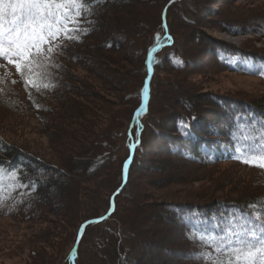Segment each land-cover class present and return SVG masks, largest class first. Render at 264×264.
I'll return each mask as SVG.
<instances>
[{
    "label": "rangeland",
    "instance_id": "obj_1",
    "mask_svg": "<svg viewBox=\"0 0 264 264\" xmlns=\"http://www.w3.org/2000/svg\"><path fill=\"white\" fill-rule=\"evenodd\" d=\"M178 1L181 0L174 3ZM131 2L133 9L143 14L138 15L141 20L140 25L136 24L140 20L134 23L129 20L133 12H124V9L118 5L114 14L107 13L108 15L104 16L101 21L104 23L98 27L92 38L82 46L70 50V54H75L78 62L71 61L66 67L69 75L64 77L66 85L68 83L66 94H57L53 98L52 112L46 113L49 121L47 125L44 126L35 115H31L34 110L23 101H21L24 107L22 115L28 113L29 116L17 117L8 114L5 118V112L1 114L3 118L0 128L9 142L20 147L22 145L25 149L27 147L50 164L55 165L56 162L63 161L69 167L73 166L74 157L78 155L87 156L92 152L95 158L109 150L110 147L106 146V143H114L116 155L120 158L128 154L121 133L125 131L126 135L131 137L132 145V130L135 123L131 128L132 122L127 126V121L131 106L135 105L136 101L126 99V96L130 94L133 97L141 84V59L137 52L142 44L150 42L151 33L157 29L161 7L160 0ZM192 2L193 0H185L183 7H189ZM202 2L208 11L214 7L220 10L222 15L215 16L214 13H210L192 30L182 28L178 24L172 25L180 43L181 39H186L188 45L193 44L198 38L195 34L199 36L203 34V37L208 36L210 39L264 55V36L260 35L261 28L255 26V32L247 31L253 27L254 15L264 11V0H224L222 4L220 3L221 6L214 0H202ZM174 5H177L176 8L181 7V3ZM172 10L175 9H171L170 12ZM173 14L170 19L172 21L174 18L176 21L179 15L173 16ZM219 19L231 24L227 26L229 29L239 28L240 24L247 29H243L242 33H232L223 28V22L221 23ZM12 20L13 16L5 8L4 27H10ZM125 23L132 24L130 32L123 31L124 28L121 26ZM112 36L117 37L116 41L120 40L121 47L106 50L105 44ZM63 39L61 35L54 43ZM48 46L50 45L43 47L46 49ZM0 66L7 69L15 68V64H9L2 57H0ZM69 84L71 88H68ZM153 87L155 95L151 112L153 118L165 116L173 107H181L183 99L184 103L188 99L191 104L192 101L200 104L202 96L206 97L209 93L237 96V99L245 100H255L256 97L264 96V83L259 79L221 72L209 63L204 67H194L183 72H175L168 68L159 70ZM68 99L71 102L67 103ZM16 101L20 102V99L16 97ZM167 121L169 128L171 120ZM7 122L12 125L8 126ZM73 123H77V127ZM89 123L91 127L87 129L88 134L81 139L80 134L86 130L88 126L86 124ZM148 139L151 137L148 136ZM153 152L148 154V160H155L156 169L148 168L150 163L146 161L147 168L135 172L127 192L128 199L131 198L132 201L128 202L126 197L121 202L118 215L106 224L119 233L128 226L132 229L138 227L142 231L143 237L140 242L143 244L136 245H139L138 252L141 260L143 259L139 261L141 264H178L182 259V252L174 248L177 246L178 232L175 229L170 233L168 229L173 222L167 223L159 214L163 204L206 203L211 198L212 200L239 199L250 189L264 195L263 189L256 188L259 184L264 188V174L258 170L234 164L211 171V179L199 178L202 176L198 175V171L196 173L192 171L195 168L191 169V172L186 168L188 172L186 175L183 173L184 167L172 163L164 154L157 158ZM113 166H106L95 175L89 174L91 168L88 170L87 167V170H84L85 176L71 177L68 182L59 181L58 187L52 189L43 187V199L47 200L48 208L39 209L42 214L37 221L0 219V264H74L71 257L75 244L70 248L75 237L72 228L85 219L88 221L98 218L109 211L108 198L109 200L111 198L109 194L119 182V186L122 184L119 172ZM216 183L218 185H215ZM219 184L226 189L219 187ZM124 216L128 222L126 227L122 225ZM107 234L109 233L105 232L104 228L91 227L81 247L79 260H77L78 250L76 252L75 264H98L95 258L103 251L100 247H96L99 251L95 252L93 244L101 239L107 241L105 238Z\"/></svg>",
    "mask_w": 264,
    "mask_h": 264
},
{
    "label": "trees",
    "instance_id": "obj_2",
    "mask_svg": "<svg viewBox=\"0 0 264 264\" xmlns=\"http://www.w3.org/2000/svg\"><path fill=\"white\" fill-rule=\"evenodd\" d=\"M131 1L133 0H89V13L85 14L80 25L87 31L79 33L78 38L63 39L57 43L52 42L50 45L54 51L49 54L51 61L48 72L50 74L49 80L54 84V87H41L37 91L35 87H32L21 77L15 66V68L12 67L10 69L0 66V124H2L3 117H1V114L3 115V112L6 113H4L5 118L8 114L17 117L29 116L30 114L28 113L22 115L24 107L21 105V101H23L34 110L31 115H35V118L39 119L44 126L47 125L49 121L46 113L52 112L51 102L53 98L57 94H66L68 83L66 85L64 77L69 76L66 67L71 61H75L73 63L78 62L76 55H71L70 50L73 47L82 46L88 39L92 38L98 27L104 23H101L104 16L108 15L107 13L111 15L116 11L118 5L124 9V12H133L129 18L131 22L139 21L138 15L143 14L133 9ZM171 1L160 0L159 5L161 7L159 9L157 29L151 33L150 42L142 44L140 46L141 49L137 52L138 57L141 59L140 71L142 78H140L141 84L137 87L133 97L130 94L126 96V99H134L136 101L135 105L131 106L127 126L131 124L135 112L139 109L144 98L145 81L149 76V53L158 43H166L168 41L165 39L167 31L163 24V12ZM214 2L216 4L219 3L221 6L224 0H214ZM176 3H181V7L176 8L177 5H174ZM176 3L168 7L166 15L171 45L157 52L153 59L154 77L151 85L150 102L142 112L140 122L135 123L132 130L133 140L137 143V146L129 170L127 185L121 195L116 198L115 211L111 217L106 222L87 227L79 245L77 260L80 259L81 247H83L86 234L93 227L104 228V231L109 233L105 237L107 241L101 239L93 244L95 252L99 251V248L96 247H100V250L103 251H101L102 254L99 252L101 255H97L98 257L95 258L98 264H141L139 261L143 259L141 260L137 247L143 244L140 242L143 237L142 231L138 227L132 229L128 226L125 216L122 225L124 227L127 225L128 227L121 233L114 231L106 224L111 221V218L118 215L121 202L126 197L128 199L127 192L135 172L141 169L145 170L147 168L146 161L150 163L148 168L156 169L157 163L154 162L155 160H148V154L152 151H154L155 157L159 158L164 154L172 163L184 167L183 173L186 175H188L186 168L189 169V172L195 168L192 171L195 173L198 171V175L202 176L199 178L211 179V171L220 170L222 169L221 166H234V164L258 170L264 174V169L242 163L241 160L236 158L239 155L237 148L240 147L242 138L251 136L258 129H264V96L261 98L256 97V103L255 100L237 99V96H220L209 93L206 97L202 96L203 99L200 104L195 101L194 103L192 101L191 104L188 99L184 103L183 99L181 100L183 102L181 107L171 108L169 113L165 116L163 115L164 117H151L155 96L153 82L158 71L165 68L175 72H183L194 67H204L209 63L211 66H216L221 72L239 75L240 77L257 78L264 83V55L238 48L219 40L210 39L208 36L203 37L201 33L200 36L195 34L198 38L193 44L188 45L186 39H181L180 43L172 25L174 26L175 24L177 26L178 24L182 28L192 30L194 26L203 22L204 17L208 14L214 13L215 16H218V14L221 16L222 14L219 12L220 10L214 7H211L210 11L205 9L202 0H193L192 4L186 8L183 7L185 0ZM171 9L175 10L170 12ZM174 11L175 13L173 14ZM171 14L173 16L178 14L179 18L176 21L172 18V22L170 19ZM220 21L222 23L223 19ZM140 22L141 20L136 22V24L140 25ZM252 22L253 27L251 29H247L241 24L239 28L233 27L231 29L227 28L231 24L223 22L222 25L223 28L228 29L232 33H242L243 29L255 32V26H257L261 28L260 35L264 36V11L256 13ZM127 24L125 23V25L121 26L124 28V32H130L132 24ZM135 29L140 28L135 27ZM129 35L131 36V34ZM116 38L112 36L108 39L105 44L106 50H115L121 47L120 40L116 41ZM192 52H197L198 54L196 55ZM73 55L74 57H72ZM71 58L73 59L71 60ZM33 78L36 79V77ZM37 83H40V81L37 80ZM68 88H71V84H69ZM16 97L20 99V102L16 101ZM69 101L71 102L68 99L67 103ZM168 119L171 120L169 128L167 125ZM7 123L8 126L12 125L9 122ZM73 124H75V127L78 125L77 123ZM86 125H88L86 130L80 134L81 139L88 134L87 129L91 127V123ZM74 135L76 138L77 134L75 133ZM148 136L151 139H148ZM121 137L123 138L126 153H128L125 157L120 158V156L116 155L114 143L111 142L109 144L106 143V146L109 145L110 149L95 158L92 152L87 156L78 155L74 157L73 166L69 167L61 160V162H56L57 164L55 165L50 164L31 152L27 147L25 149L22 145L20 147L13 142H9L0 128V169L3 170L2 183L4 189L3 193H0V219L37 221L42 214L39 209L48 208L47 200L43 199L42 188L50 187L52 189L58 187L59 181L68 182L71 177L79 178L85 176L84 170L87 167L88 170L91 168L89 174L95 175L104 167L114 165L119 172L120 180H122L125 162L130 154L131 137L126 135L125 131L121 133ZM12 172L17 173L18 182L9 178L8 174ZM81 180L84 179L81 178ZM119 184L112 190L109 197L121 186ZM21 185L24 186L22 187ZM215 185H218V183ZM219 187L226 189L220 184ZM256 188L264 190L260 184ZM247 189L249 190L250 188ZM259 193H255L250 189L249 192L244 193L239 199L215 198L212 200V198H209L210 200L206 203L168 202L163 204L159 210L160 216L167 223L173 222V225L168 227L170 233L175 229L178 232L177 246L174 247L182 252V259L178 261V264H213L218 255L216 251L210 246L202 245L199 240H195L193 237L199 232H204L205 235L209 233L213 236L220 235L229 226L228 222L233 217L238 220L242 216L247 217L257 212L264 213V195L262 196ZM35 201L37 202L35 203ZM108 201L110 202L109 198ZM127 201L132 200L130 198ZM251 205H256L257 207L253 209L250 207ZM85 221L86 219L72 228L75 231V237L70 248L76 243L77 232ZM138 243L140 244L136 246ZM201 254H205L210 259L200 260L198 257Z\"/></svg>",
    "mask_w": 264,
    "mask_h": 264
},
{
    "label": "snow or ice",
    "instance_id": "obj_3",
    "mask_svg": "<svg viewBox=\"0 0 264 264\" xmlns=\"http://www.w3.org/2000/svg\"><path fill=\"white\" fill-rule=\"evenodd\" d=\"M5 8L13 16L8 28L3 25ZM89 10V0H0V57L15 64L21 77L37 91L41 87H54L48 72L49 54L54 49L43 46L51 45L61 35L71 40L86 32L80 25ZM237 152L236 158L242 163L264 169V129L244 136ZM8 175L18 182L16 172ZM2 178L3 170L0 169V193L4 190ZM228 224L220 235L199 232L193 239L216 251L218 255L213 264H264V213L242 216L238 220L233 217ZM198 258L210 259L205 254Z\"/></svg>",
    "mask_w": 264,
    "mask_h": 264
},
{
    "label": "water",
    "instance_id": "obj_4",
    "mask_svg": "<svg viewBox=\"0 0 264 264\" xmlns=\"http://www.w3.org/2000/svg\"><path fill=\"white\" fill-rule=\"evenodd\" d=\"M175 1H177V0H172V2L169 3V5L166 7V9L163 12V24H164V27H165L166 31H167V20H166L167 10H168V7L171 4H173ZM166 39L167 40H171L168 32H167ZM169 45H170L169 42L159 43L149 53V56H148L149 77L146 79V82H145L144 99H143L139 109L136 111V113H135V115L133 117L131 128H132L134 123H138L139 122L140 115L142 114V112L144 111V109L146 108L147 104L150 101V86H151V80L153 78V73H154V69H153V66H152L153 59H154V57H155L157 52H159L162 48H165L166 46H169ZM136 146H137L136 143L133 142V140H132L130 155H129V158L127 159L126 163H125L124 170H123L122 184H121L120 188L117 191H115V193H113V195L111 196L109 211L105 215H103L101 217H98V218L90 219V220L84 222L81 225V227L79 229V233H78V238H77L76 244H75V246H74V248L72 250V257L71 258H72V261H73L74 264H75V255H76V252L78 250L80 241H81V239L83 237V234H84L86 228L91 226V225L100 224L102 222H105L106 220H108L110 218V216L115 211L116 198L119 195H121V193L123 192V190L125 189V187L127 185L128 174H129V170H130V167L132 165V162H133V159H134V156H135Z\"/></svg>",
    "mask_w": 264,
    "mask_h": 264
}]
</instances>
